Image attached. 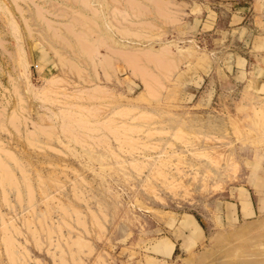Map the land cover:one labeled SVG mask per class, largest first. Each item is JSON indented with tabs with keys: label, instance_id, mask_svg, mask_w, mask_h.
<instances>
[{
	"label": "rangeland",
	"instance_id": "374dc122",
	"mask_svg": "<svg viewBox=\"0 0 264 264\" xmlns=\"http://www.w3.org/2000/svg\"><path fill=\"white\" fill-rule=\"evenodd\" d=\"M0 168V264H264V0H0Z\"/></svg>",
	"mask_w": 264,
	"mask_h": 264
},
{
	"label": "bare ground",
	"instance_id": "6f19581e",
	"mask_svg": "<svg viewBox=\"0 0 264 264\" xmlns=\"http://www.w3.org/2000/svg\"><path fill=\"white\" fill-rule=\"evenodd\" d=\"M152 3H153V1H152ZM170 4V3H169ZM171 5V4H170ZM143 6V5H142ZM155 10V9H154ZM162 12V11H161ZM160 15V14H159ZM163 15V14H162ZM161 15V16H162ZM163 17V16H162ZM166 17V16H165ZM126 31V30H125ZM128 31V30H127ZM126 31V32H127ZM125 32V33H126ZM129 33H130V31H129ZM131 34H132V32H131ZM81 50V49H80ZM58 55V54H57ZM58 57V56H57ZM61 57V56H60ZM150 57V56H149ZM131 58H133V57H131ZM67 59V58H66ZM130 60V59H129ZM131 62V61H130ZM130 62H128V63H130ZM133 62H134V60H133ZM72 64V63H71ZM65 66V65H64ZM75 66V65H74ZM131 66L133 67V65L131 64ZM132 67H131V69H132ZM137 70V69H136ZM76 71V70H75ZM77 73V72H76ZM132 73V72H131ZM78 74V73H77ZM135 74V73H134ZM139 74V73H138ZM141 75H142V73H141ZM49 80H51V79H49ZM145 81V80H144ZM146 84V83H145ZM80 122V121H79ZM112 130H113V128H112ZM129 131H131V130H129ZM121 133V132H120ZM127 135V134H126ZM129 139V138H128ZM130 140V139H129ZM9 155V154H8ZM2 167V166H1ZM1 169V168H0ZM8 170V169H7ZM6 169H5V167H2V178L5 180H8L9 179V177H10V173H8L9 171H7ZM22 172H24V170L22 171ZM11 179V178H10ZM10 181V180H9ZM12 181H14V180H12ZM2 183H3V181H2ZM10 184V183H9ZM7 186H9V185H7ZM8 244V248L9 247H11V246H9V244L10 243H7Z\"/></svg>",
	"mask_w": 264,
	"mask_h": 264
},
{
	"label": "crops",
	"instance_id": "0c3cea01",
	"mask_svg": "<svg viewBox=\"0 0 264 264\" xmlns=\"http://www.w3.org/2000/svg\"><path fill=\"white\" fill-rule=\"evenodd\" d=\"M192 219H193V220H192L193 226H194L195 229L198 231L199 226H198V224L196 223V221L194 220V218H192Z\"/></svg>",
	"mask_w": 264,
	"mask_h": 264
}]
</instances>
